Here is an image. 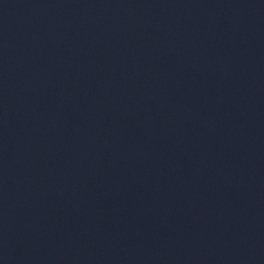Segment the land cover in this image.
<instances>
[{"label": "water", "instance_id": "1", "mask_svg": "<svg viewBox=\"0 0 264 264\" xmlns=\"http://www.w3.org/2000/svg\"><path fill=\"white\" fill-rule=\"evenodd\" d=\"M141 264H264V253H228L181 257Z\"/></svg>", "mask_w": 264, "mask_h": 264}]
</instances>
